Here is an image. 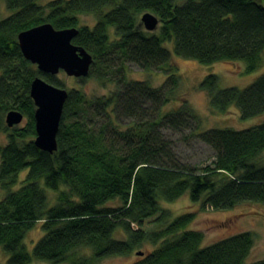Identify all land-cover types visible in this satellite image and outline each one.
Instances as JSON below:
<instances>
[{
    "label": "trees",
    "instance_id": "16d2710c",
    "mask_svg": "<svg viewBox=\"0 0 264 264\" xmlns=\"http://www.w3.org/2000/svg\"><path fill=\"white\" fill-rule=\"evenodd\" d=\"M4 1L10 16L0 20V134L7 136L0 146V248L10 255L7 264H99L145 245L153 248L133 264H249L252 233L202 247L204 234L187 230L194 214L174 217L160 201L189 195L203 212L264 205V123L201 131L202 120L187 99L165 115L163 110L178 101L182 82L173 53L206 66L244 62L247 73L260 67L264 0ZM147 12L160 20L155 32L141 25ZM83 16L95 24L82 25ZM43 24L78 30L73 44L94 59L82 82L116 87L100 98L68 91L54 154L35 145L30 90L38 77L65 86L27 61L18 42L19 34ZM128 65L162 71L167 80L160 88L130 80ZM200 90L213 113L236 106L243 120L264 115V75L242 90L220 89L218 77L209 75ZM11 111L21 112L26 126L8 128ZM164 130L189 132V139L214 151V161L202 168L181 164ZM45 188L58 193L54 206ZM37 223L45 235L29 252L25 240ZM120 229L125 240L114 238ZM85 249L92 254L82 255Z\"/></svg>",
    "mask_w": 264,
    "mask_h": 264
},
{
    "label": "rangeland",
    "instance_id": "374dc122",
    "mask_svg": "<svg viewBox=\"0 0 264 264\" xmlns=\"http://www.w3.org/2000/svg\"><path fill=\"white\" fill-rule=\"evenodd\" d=\"M53 0H44L46 4ZM10 16L6 8L4 0H0V20ZM142 18V15L139 17ZM82 25L93 26L95 18L91 16L81 17ZM167 47L172 51V44ZM174 64L179 69V74L182 78L180 88L178 90V101L172 102L163 110V115L177 109L180 106V101L184 98L197 111L201 120V131L210 129L232 128L237 131L253 128L264 123V115L243 120L236 106L231 107L226 114H216L211 111L208 95L200 90V85L204 78L209 75H216L219 79L220 89H245L262 75H264V53L260 67L253 73L246 72V64L244 62H224L206 66L191 60H182L177 58L173 53ZM128 77L133 81H145L154 88L162 87L168 75L162 71L144 72L134 65H128ZM58 79L64 83L65 89L71 91L79 90L88 98H100L108 96L115 91V85L103 86L95 79H89L82 82L80 79L68 77L65 72H60L57 75ZM27 120L24 118L19 125L20 128L26 126ZM164 137L172 142V150L177 159L183 165L202 168L205 165L211 164L215 159L214 151L201 143L195 138L189 139V132L177 133L170 130H164ZM7 143V136L0 134V146ZM264 156V155H263ZM28 172L20 175L19 184L15 188L20 189ZM46 195L50 207L54 206L57 201L58 193L45 188ZM111 204V203H110ZM109 205V204H108ZM160 206L172 213V216L178 217L187 213L194 214L193 223L187 230L200 231L204 234V242L202 247L210 246L227 237L250 232L254 235L255 245L247 258V263H255L264 260V205L247 203L238 206L232 210L218 212H203L199 205L193 204L189 195L183 196L173 203L160 201ZM45 235L42 230V224L37 223L36 226L28 233L25 240V245L29 252H32L38 241ZM116 240H125L126 235L123 230H117L114 234ZM153 246L145 245L140 250H135L132 254L124 257L109 258L99 264H133L141 258L142 251L151 250ZM90 250H83L82 255L90 256ZM10 255L0 248V264H7ZM32 264H50L43 262H33Z\"/></svg>",
    "mask_w": 264,
    "mask_h": 264
},
{
    "label": "water",
    "instance_id": "95a60500",
    "mask_svg": "<svg viewBox=\"0 0 264 264\" xmlns=\"http://www.w3.org/2000/svg\"><path fill=\"white\" fill-rule=\"evenodd\" d=\"M141 25L146 31L155 32L160 20L147 12L141 18ZM77 35L75 28L56 30L51 24H43L19 34L18 42L24 58L41 73L57 76L62 71L68 77L82 79L89 76L94 59L85 49L73 44ZM30 94L36 106L35 145L43 152L54 154L58 150L57 136L69 93L38 77L31 84ZM23 120L24 115L19 111L6 116L8 128L19 126Z\"/></svg>",
    "mask_w": 264,
    "mask_h": 264
}]
</instances>
